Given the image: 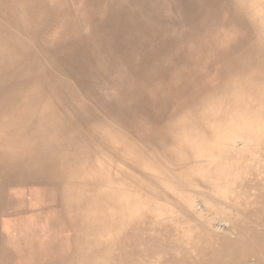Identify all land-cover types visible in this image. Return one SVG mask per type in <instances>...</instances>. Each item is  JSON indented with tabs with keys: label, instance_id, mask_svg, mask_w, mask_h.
Segmentation results:
<instances>
[{
	"label": "bare ground",
	"instance_id": "bare-ground-1",
	"mask_svg": "<svg viewBox=\"0 0 264 264\" xmlns=\"http://www.w3.org/2000/svg\"><path fill=\"white\" fill-rule=\"evenodd\" d=\"M0 264H264V0H0Z\"/></svg>",
	"mask_w": 264,
	"mask_h": 264
}]
</instances>
